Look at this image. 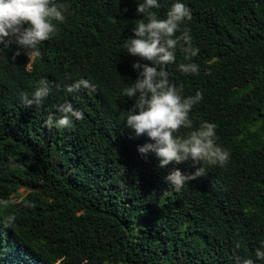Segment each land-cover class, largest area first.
Returning a JSON list of instances; mask_svg holds the SVG:
<instances>
[{"label":"trees","instance_id":"1","mask_svg":"<svg viewBox=\"0 0 264 264\" xmlns=\"http://www.w3.org/2000/svg\"><path fill=\"white\" fill-rule=\"evenodd\" d=\"M69 7L66 20L29 68L16 45L0 54V264H236L264 249V0H180L192 13L197 56L178 46L166 67L182 96L203 99L193 129L217 125L225 166L200 162L206 175L176 191L165 181L173 167L191 174L192 162L158 167L151 143L126 127L136 98L124 89L137 78L123 45L134 38L143 0H53ZM160 19L177 0H158ZM124 9H127L125 12ZM180 33L178 32L177 35ZM182 63L199 65L185 74ZM53 86L42 105L25 107L21 93L39 81ZM80 79L94 92L67 88ZM71 103L83 120L70 128L45 124ZM24 193V194H23ZM16 220L7 225V217Z\"/></svg>","mask_w":264,"mask_h":264},{"label":"clouds","instance_id":"2","mask_svg":"<svg viewBox=\"0 0 264 264\" xmlns=\"http://www.w3.org/2000/svg\"><path fill=\"white\" fill-rule=\"evenodd\" d=\"M68 7L66 4H56L53 0H0V54L16 45L12 60L23 54L27 57V66L30 68L33 63L43 58L40 46L57 31V25L53 21L65 22L64 12ZM160 7L162 5L158 0H143V3L138 4L136 12L146 17V20L140 19L136 22L134 38L128 39L123 45L127 54L152 65L139 62L132 65L138 75L124 89L123 94L128 98L135 97L136 102L127 111L126 127L136 137L146 135L152 141L139 146L137 150L144 156L154 153L160 168L188 161L192 162L193 167L200 162L225 166L229 162L230 153L217 144L215 123L204 121L186 135L180 134L182 128L193 129L189 114L203 99V94L197 91L195 96H182V88H177L170 82L166 67L175 63L178 46L186 54V59L197 56L200 49L193 46L189 29L181 31L184 21L192 19L191 9L177 0L167 11L166 17L160 19L153 11ZM179 69L185 74L199 73V65L196 63H182ZM52 86L47 79H41L31 98L27 93H21L22 103L25 107L42 105ZM82 88L92 92L96 90V86L90 81L80 79L70 85L67 91L77 92ZM56 112L60 114L59 118L49 114L45 121L46 126L70 128L74 120L84 119L83 113L74 109L71 103L58 105ZM204 175V167H196L191 174L173 167L164 179L179 191L189 182ZM9 203L8 200H0V205L5 208ZM15 220L14 215H9L7 225H12ZM255 255L257 259L264 260V249H257ZM234 259L236 264H254L252 259H241L239 256Z\"/></svg>","mask_w":264,"mask_h":264},{"label":"rangeland","instance_id":"3","mask_svg":"<svg viewBox=\"0 0 264 264\" xmlns=\"http://www.w3.org/2000/svg\"><path fill=\"white\" fill-rule=\"evenodd\" d=\"M24 194V193H23Z\"/></svg>","mask_w":264,"mask_h":264}]
</instances>
